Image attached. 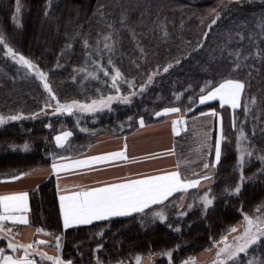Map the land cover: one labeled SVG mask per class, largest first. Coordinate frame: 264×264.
Segmentation results:
<instances>
[{"label":"trees","instance_id":"obj_1","mask_svg":"<svg viewBox=\"0 0 264 264\" xmlns=\"http://www.w3.org/2000/svg\"><path fill=\"white\" fill-rule=\"evenodd\" d=\"M223 2L228 7L215 17L211 9L219 10L221 0H0V33L16 51L48 73V80L61 100L94 97L97 88L105 95L115 94L110 76L104 77L102 72L100 80L89 78L80 83L84 73L76 69L84 67L85 60L89 59L83 45L85 36L92 50L98 35L103 48V35L111 33L115 51L113 54L105 49L101 63L112 72V66L107 64L111 55L114 65L136 85L135 94L129 98L131 103L116 102L110 114L89 115L79 125L69 114L38 113L35 119L6 121L0 126V175H19L47 167L52 162L51 153L78 154L101 135L131 133L138 127L140 116L145 123L155 122L159 118L154 112L165 106L180 107L182 111L192 107L191 114L216 108L223 115L226 140L210 186L214 203L207 209L199 204L184 217H177L175 213L179 209L169 205L165 221L152 222L150 215L134 214L64 231L55 179L51 177L43 182L30 194L31 224L45 228V233L52 238L51 234L63 233L61 254L64 259H71L73 264H96L97 258L103 264H117V261L135 264L137 255L148 258L151 253L152 264H169L168 258L158 253L171 249L172 264H181L189 256L196 257L212 247V240H219L221 235L242 223L245 213L252 215L259 207L264 210V171H260L264 165L258 158L264 155V62L255 55L257 51H264V0ZM99 5L105 7L98 10ZM122 14L126 17L124 26ZM214 18L216 23L213 24ZM67 44L71 47H66ZM237 51L241 56L252 54L244 61L246 66L232 73L250 85L242 96L241 107L234 112L216 102L199 105L200 89L205 81L219 80L229 74ZM165 66H168L167 72L163 70ZM89 67H94L90 60ZM153 72L152 81L147 83V76ZM73 75L77 76L76 81L71 79ZM140 83H146L143 90L138 88ZM119 87L121 95L134 91L124 78ZM251 96L256 97V103L250 105L246 114L243 105ZM47 98L35 74L0 50V113L38 112ZM53 111L52 108L45 110L46 113ZM234 115L236 128L233 127ZM48 124L52 127H47ZM240 127L247 137L244 139L247 148L254 154L248 157L243 168L244 180L240 193L236 194L225 189L234 187L241 176L237 170ZM61 130L72 132V138L64 147H58L54 140ZM180 140L182 135L176 138V149L178 159H183ZM25 143L28 149L22 147ZM181 170L188 172L183 164ZM196 191L190 190L188 196ZM141 219L145 220L143 225ZM169 223L172 228L168 227ZM6 244L0 239V247ZM97 244L102 247L97 249ZM52 246L55 247L54 241ZM255 249L251 256H264V246H255Z\"/></svg>","mask_w":264,"mask_h":264},{"label":"snow or ice","instance_id":"obj_2","mask_svg":"<svg viewBox=\"0 0 264 264\" xmlns=\"http://www.w3.org/2000/svg\"><path fill=\"white\" fill-rule=\"evenodd\" d=\"M231 2V0H229ZM105 7L99 5L100 8ZM228 5L224 4L221 0V4L217 8L211 9V12L215 13V17L220 16V12L227 8ZM17 12L19 11V4L17 3ZM101 16H104V12L100 11ZM126 17L122 14L121 23ZM211 23H216L214 18ZM109 28H112L111 24H108ZM80 35V33H77ZM134 35V33H133ZM167 35V32H165ZM205 35H207L205 33ZM83 45L85 48V55L89 59L85 60V66L76 69V71L84 73L83 80L80 81L83 84L84 80L89 78L100 80L99 73L102 72L104 77H109L111 80V88L115 89V94L109 92L105 95L99 88L96 89V95L94 97L80 98H68L61 100L57 92L52 87L48 80V73L43 71L32 59L26 57L22 53L16 51L9 43L8 39L0 33V46H2L3 55L10 57L13 61L23 66L26 70L35 74V76L42 82L44 90L48 94V98L44 101L43 107L38 112L33 111L25 113L23 111H16L11 114L0 113V125H3L6 121H19L23 118L35 119L39 114H69L74 115L77 111L80 113H92L103 111L105 109L111 110L113 101H120L124 103H131L130 97L135 94L136 85L132 80H128L124 77L121 70L113 63L111 55L108 56L107 64L112 66V72L109 68L101 63L104 58L103 52L106 49L108 53L114 54V41L112 40V34L108 33L103 35V48H101V37L98 35L95 47L92 50L89 44L87 36L84 37ZM198 47L200 45H197ZM66 47H71V44H67ZM143 52V49H141ZM93 52L95 57H93ZM146 55V53H145ZM248 55L241 56L239 51L236 52L237 59L233 62L232 67L229 69V74L222 76L219 80H207L203 87L200 89L199 103L203 104L206 101L217 100L220 106H229L234 112L237 108L241 107L242 94L245 93L246 87L250 86L246 84V81L236 78L232 75L237 69H240L244 64V61L248 60ZM262 62H264V51H257L255 53ZM89 60L91 65L89 67ZM179 63V60L176 61ZM59 66V65H58ZM159 68V65H157ZM168 71V66L163 69ZM153 75L147 76V83H150L153 79ZM121 78H124V82L128 84L129 88L134 91L128 92L126 95H121L119 83ZM73 81L77 80V76L71 77ZM108 83V81H104ZM146 87V83H140L138 88L143 90ZM179 93L176 94L179 98ZM193 98L190 96L189 100ZM194 103V102H193ZM256 103V97L251 96L245 101L243 107L244 112L247 114L250 109V105ZM52 108V113H46L45 110ZM192 107H188L185 111H192ZM178 114L177 118L172 121L173 131L177 132L179 127L185 123L186 117L181 113L180 107L165 106L160 111H155L154 115L160 117L162 115ZM211 115L213 117L220 116V113L214 108H210L207 113L200 112V116ZM129 120L132 118L129 117ZM139 123L141 126L145 124L143 116L139 117ZM47 127L51 128L52 125L48 124ZM233 127L236 128L235 115L233 116ZM256 133L255 125L253 126L252 135ZM72 136V132L68 130H61L54 136L55 144L59 147H63L68 138ZM241 138L246 139L244 136L243 128H238L237 148L240 149V159L238 166L241 169L240 180L241 183L235 184L234 187L226 188V192H234L239 194L241 191L242 182L244 180L243 165L245 163V155L252 156L254 153L250 148H243L240 144ZM210 137L207 132L200 138L197 151L199 153V159L201 160L200 168L202 170L193 171L191 173L181 170L182 164H187L188 161L184 159H178L176 165L170 170H160L155 173L139 174L136 178H113L108 181H95L93 185H79L73 184L71 186L60 185V173L71 172L75 169H85L88 171H94L87 166L92 164H105L107 162L122 160L129 161L130 158L126 155V147L121 148L119 151L105 152L99 155L87 156L82 159H74L71 156H64L55 152L51 153L52 162L50 165L49 174H56L57 179V194L59 198V216L62 220L63 229L80 226V225H92L95 221H110L113 217H129L136 214L141 217L152 218V222L156 219L165 221L168 219L167 209L169 205L179 210L175 213L177 217H184L187 211L193 208L196 199L202 201V207L207 209L209 205L213 203L215 199L214 195H210L212 192L211 187H206V184H202L201 181L207 182L212 179L211 169L216 168L220 164L222 158V143L226 140V136L223 132L222 118L220 121L219 133L214 139V143H210ZM13 148L16 145H12ZM24 149H28L29 145L25 143L22 145ZM207 149V151H203ZM168 154H173L169 150ZM149 159L152 158V154H149ZM259 160L264 165V155H260ZM264 171V167L260 169ZM27 173L21 172L19 176L10 175L5 177L7 180L15 181L20 176H25ZM201 188H205L202 195H193L192 202L188 200V190L197 189L198 192ZM180 194L178 197L173 194ZM29 193L27 191H10L0 192V234H3L7 239L6 248L11 249L12 253L6 252L5 247H0V264H37L36 260L31 258L34 254H39L42 258H47L52 264H73L71 259H64L61 254L62 237L61 234H51L52 240L35 239L30 243H18L15 241V233L11 227L5 225V221H11L13 225L19 223L23 225H29L28 218L29 211ZM172 197V200L169 198ZM167 201V203H165ZM156 206V207H153ZM259 211V209H258ZM245 223L241 226L242 231L236 235L224 234L221 235L219 240H212V247L205 249V251L212 252L214 250V259L211 264H264V256L260 258H254L249 261L247 257L255 252V246H264V216H251L247 213L243 217ZM141 224L145 223L144 219H141ZM169 228H172L171 223L168 224ZM176 230L179 231V225L176 226ZM36 233H45L46 229L43 227H36ZM229 233H237V227H232ZM99 234H103L102 231ZM212 239V238H210ZM54 241L56 253L48 255L43 249L36 247L37 245H50ZM101 244H97L96 248L100 249ZM179 247V245H177ZM250 247L252 251L250 252ZM23 250V255H19V252ZM243 254V256L241 255ZM151 253L149 254V260H151ZM158 255L166 256L169 264H172L173 250L169 249L158 253ZM137 264H141V257L136 256ZM96 264H103L99 258L96 259ZM117 264H122V261H117ZM181 264H201L194 256H189L186 260L181 261Z\"/></svg>","mask_w":264,"mask_h":264},{"label":"crops","instance_id":"obj_3","mask_svg":"<svg viewBox=\"0 0 264 264\" xmlns=\"http://www.w3.org/2000/svg\"><path fill=\"white\" fill-rule=\"evenodd\" d=\"M214 102L220 104L217 99L206 101L203 104L199 103V105L202 106ZM223 107H227L232 110L227 105ZM181 113L186 117V121L179 127V130L177 132L173 131L172 121L177 118L178 114H168L158 117L159 120L155 122L145 123L143 126H141L139 123L138 127L133 132L125 135L106 134L97 137L95 142L84 151L75 155L68 156H71L74 159H82L87 156L99 155L105 152L119 151L126 144V155L129 156L130 160H116L107 162L105 164L97 163L87 166L90 169H95L94 171L75 169L68 173L61 172V187H63L64 185L71 186L73 184L91 186L95 181H108L113 178H136L139 174H149L158 172L160 170L172 169L176 165L178 160L176 138L183 132H186V129L188 128V116L186 112L182 110ZM71 138L72 136L68 138L64 146L69 143ZM169 150H171L173 154H168ZM149 154H152L151 159L147 158ZM50 165L47 167L28 171L27 175L20 176V178L15 181L5 179V177H7L6 175H0V192L27 191L29 193V211L27 213L30 221L29 225H23L19 223L13 225L11 221L4 222L6 226L13 229V232L15 233L14 239L18 243H30L37 238L46 240L53 239L47 233L35 232V227L31 224L30 206V194L38 189V187L49 178L53 177L55 179L57 189L56 174H49ZM190 190L193 189H189L188 192ZM0 239L5 240L7 243V239L3 234H0ZM52 244L47 246L37 245L36 247L43 249L48 253V255H53L56 253V248H54ZM4 247L6 248V246ZM6 252L11 254L12 250L6 248ZM211 253L212 252L204 251L198 254L195 258L200 261L201 264L208 263L214 259V255L212 257ZM19 255H23V250L19 252ZM31 258L35 259L37 264H52V262L47 260L46 257L42 258L39 254H34Z\"/></svg>","mask_w":264,"mask_h":264},{"label":"rangeland","instance_id":"obj_4","mask_svg":"<svg viewBox=\"0 0 264 264\" xmlns=\"http://www.w3.org/2000/svg\"><path fill=\"white\" fill-rule=\"evenodd\" d=\"M243 96V95H242ZM242 101V100H241ZM116 102H120V101H113L112 105H114ZM112 107V106H111ZM216 109V108H215ZM110 110L108 109H105L103 111H100V112H97L95 114H92V113H80V112H76L74 115H73V118L74 120L76 121L75 123L77 125H79L80 123L82 124L84 121H86V118L87 116L89 115H96V114H105V113H108L110 114ZM185 112V111H184ZM208 111H206L205 113H207ZM192 112L191 111H187L186 114L188 116V130L186 129V132H183L181 135H182V140L181 143H180V148H181V151H180V154L182 155L183 159L184 160H187L188 163L187 164H183V165H186L187 166V171L190 173V172H193V171H199V170H202L200 168V165H201V160L198 158L199 157V153L197 151V147H198V144H199V141H200V138L204 135L205 132L208 133L209 137L211 138L210 139V143H214V139L216 137V135L219 133V128H220V121H221V118H222V124L224 123V120H223V115L222 113H220V116L218 117H213L211 116L210 114L209 115H205V116H200L199 114H191ZM86 117V118H84ZM94 120V119H93ZM91 120V121H93ZM1 126V125H0ZM92 133V132H91ZM223 144V143H222ZM240 144L243 148H247L246 146V143L244 141V138H241L240 140ZM187 146V148H186ZM182 147L184 148V150H182ZM186 148V150H185ZM203 151H207V149H203ZM239 151V159H240V149L238 150ZM248 155H245L244 157V165H243V168L245 167L247 161L249 160L248 159ZM238 172L241 174V169L240 167L238 166L237 168ZM215 171H216V168L214 169H211V173H212V179H210L209 181L207 182H204L202 181L201 183L202 184H206V187H210L213 183V177L215 175ZM238 183H241V180L239 178V181ZM200 190H206L205 188H201ZM203 191H196L194 192L192 195L188 196L189 199H188V202H192V196L193 195H202L203 194ZM210 195H212L210 193ZM213 203H214V200H213ZM212 203V204H213ZM201 204L202 205V201L199 200V199H196L195 202H194V205H193V208L196 206V205H199ZM209 205L208 207L212 206ZM188 212V211H187ZM261 212H264V210H262V208L259 207V211L258 212H255L253 213L251 216L255 217V216H264V213H261ZM245 223V221L243 220L242 223H239L236 227H237V233L235 234H232V233H228L231 237V235H236L238 234L240 231H242V225ZM264 239V238H262ZM55 248V247H54ZM251 249V247H250ZM212 257L214 255V250L212 251L211 253ZM210 255V256H211ZM243 256V254H241ZM254 255V254H252ZM214 258V257H213ZM255 257L254 256H251L249 255L247 257V259L249 261L253 260ZM212 261L208 262V263H203V264H211ZM152 258L151 260H149V257L148 258H142L141 257V264H152ZM135 264H137L136 260H135Z\"/></svg>","mask_w":264,"mask_h":264}]
</instances>
